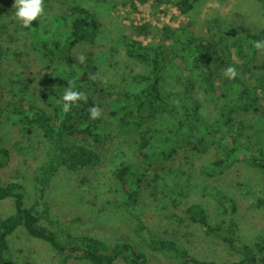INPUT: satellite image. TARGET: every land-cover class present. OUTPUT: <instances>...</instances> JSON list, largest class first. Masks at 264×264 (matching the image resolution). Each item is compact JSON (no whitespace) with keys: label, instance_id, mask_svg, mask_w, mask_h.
<instances>
[{"label":"rangeland","instance_id":"rangeland-1","mask_svg":"<svg viewBox=\"0 0 264 264\" xmlns=\"http://www.w3.org/2000/svg\"><path fill=\"white\" fill-rule=\"evenodd\" d=\"M175 1L42 0L43 11L36 20L58 43L64 42L69 33L68 12L73 8L85 7L97 23L94 35L79 46V51L87 56L88 65L95 68L99 109L96 119L105 140L97 168L77 172L60 169L48 184L41 203L47 205L53 225H65L74 235L101 239L109 248L120 235H128L149 264L229 263L236 259L228 247L217 238L206 236L203 229L192 224L179 209L189 203H199L206 210L208 221L214 225L222 218L221 206L215 197L218 190L236 203L237 237L251 242L264 235V203L258 204L259 199L264 202L262 171L239 164L221 176L210 178L198 170L206 158L192 155L186 149L169 160L159 154L151 156L158 152L159 141L173 127L174 121L165 116L146 123L141 129L123 132L117 127V116L111 112L120 105V93H136L143 88L133 76L147 72L146 66L127 56L124 36L158 48L163 66V92L181 97L184 80L174 56L177 50L170 48L168 37L171 30L187 23L192 24L198 35L203 34L211 40L222 57L217 83L224 80V69L231 66L239 77L245 73L255 85L264 86V70L253 68L264 63V48L257 57L249 58L251 63L245 69H252L250 73L243 72L244 66H240L231 53L232 36L239 37L242 30L264 25V0H202L187 15L176 11ZM42 29L37 34L21 32L15 30L8 19L1 21L3 56H10L13 63L17 59L14 54H21L31 61L30 72L45 74V70L35 68L47 64L38 46V41L44 38ZM26 79L18 69H7L0 78V86L9 91L6 111L0 120V148L7 149L11 157L0 175L4 182L16 181L24 186L25 206L29 207L38 197L34 178L46 165L48 147L39 133L28 134V127L17 109L27 107V103L36 104L47 90L61 96L64 88L44 77L25 88ZM196 86L195 96L201 102V114L209 124L216 126L214 138L218 140L226 133V127L219 122L220 97L215 90L205 89L202 83L197 82ZM215 87L222 91L219 85ZM258 108L259 113L264 111V100L258 103ZM252 127L248 146L251 151L255 149L264 155V121H255ZM215 146L209 154L218 157L222 149L218 144ZM140 152L147 158L141 159ZM123 166H132L139 173L141 192L137 212L143 215L154 233L175 240L190 252L195 262L185 263L148 248L143 235L136 232L134 222L122 207L124 197L116 173ZM12 212L11 199L0 202V220ZM43 224L55 230V226L46 221ZM7 239L11 250L10 264H50L51 247L31 238L23 227H18ZM67 264L87 263L70 260Z\"/></svg>","mask_w":264,"mask_h":264},{"label":"trees","instance_id":"trees-1","mask_svg":"<svg viewBox=\"0 0 264 264\" xmlns=\"http://www.w3.org/2000/svg\"><path fill=\"white\" fill-rule=\"evenodd\" d=\"M201 1L176 0L173 6L180 15H187ZM12 3L0 0V23L8 19L17 31L39 33L42 27L37 20L27 28L19 25L13 17ZM68 13L69 33L64 42L58 43L49 32L42 29L44 38L38 41V46L47 64L35 68L45 70V74L30 72L31 61L21 54H14L17 59L12 63L10 56H3L0 47V78L7 69H18L27 77L25 88L44 77L64 89L71 87L83 92L86 97L76 101L68 112H64L61 96L47 90L36 104L27 103V107L17 109L22 122L28 127V134L37 132L46 142L48 154L45 157L46 165L34 178L38 197L29 207L25 206L24 186L16 181L4 182L0 175V202L7 199L13 202V212L0 220V264H10L11 250L7 238L18 227H23L31 238L51 247L53 257L50 264H67L70 260L87 264H149L144 253L138 251L128 235H120L109 248L101 239L90 235H74L65 225H53L47 205L41 203L48 184L60 169L77 172L97 168L101 163L100 150L105 140L97 119L89 115L90 108H97L98 80L95 68L88 65L87 56L79 51V46L94 35L97 23L83 6L75 7ZM168 38L171 40L170 48L177 50L174 56L184 80L181 97L163 92V66L158 48L124 36L127 56L146 66L147 72L133 76L136 83L143 85L139 92L120 93V105L111 112L117 116V127L123 132L138 130L148 122L167 116L174 121V125L159 141L158 152L151 156L159 154L169 160L186 149L192 155L206 158L198 170L210 178L221 176L236 165L245 164L262 171L261 182L264 185V155L258 154L255 149L251 151L248 146L252 123L264 121V111L259 113L258 108V103L264 100V86L255 85L245 73L243 77L236 75L233 79L225 76L224 80L217 83L222 57L217 53L214 43L203 34L198 35L191 23L171 30ZM232 38V57L245 69L251 63L249 58L257 57L264 48L257 49L253 44L254 41L264 40V25L242 30L241 36ZM80 56L84 57L83 62L79 60ZM253 68L264 70V63ZM251 70L245 69L243 72L250 73ZM197 82L202 83L205 89L215 90L220 97L219 122L222 121L226 127V133L218 140L214 138L216 126L209 124L201 114V102L195 96ZM215 85H219L222 91H218ZM8 93V89L1 85L0 120L6 111ZM216 144L222 149V154L210 156ZM8 153L7 149L0 148V171L11 160ZM139 156L141 159L147 158L144 152H140ZM116 178L123 192L122 207L134 222L136 232L143 235L148 248L174 259H182L185 263L195 262L190 252L180 247L175 240L154 233L143 215L137 212L141 192L137 170L132 166H123L117 170ZM215 197L220 203L222 218L214 225L208 221L207 212L199 203H189L181 207L179 212L185 214L192 224L199 225L206 236L217 238L228 247L236 260L223 264H264V235L251 242L239 239L238 224L234 218L236 203L218 190L215 191ZM263 203V200H258L259 206ZM45 221L55 226V230L45 226Z\"/></svg>","mask_w":264,"mask_h":264},{"label":"clouds","instance_id":"clouds-1","mask_svg":"<svg viewBox=\"0 0 264 264\" xmlns=\"http://www.w3.org/2000/svg\"><path fill=\"white\" fill-rule=\"evenodd\" d=\"M13 17L22 28L29 27L34 20H36L42 13V0H13ZM254 47L260 49L264 47V40H257L253 42ZM79 60L83 62L84 57L80 56ZM224 74L228 79H233L237 73L236 70L229 66L224 69ZM83 92L76 91L71 87L65 88L60 97L62 103V111L68 112L71 106L78 100L85 99ZM91 118H96L99 115V109L92 107L89 109Z\"/></svg>","mask_w":264,"mask_h":264}]
</instances>
